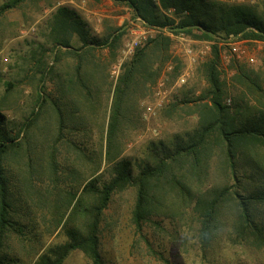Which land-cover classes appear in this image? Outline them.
Segmentation results:
<instances>
[{
    "label": "rangeland",
    "instance_id": "1",
    "mask_svg": "<svg viewBox=\"0 0 264 264\" xmlns=\"http://www.w3.org/2000/svg\"><path fill=\"white\" fill-rule=\"evenodd\" d=\"M146 1L156 7L151 18L167 17L168 24L145 21L114 0H0V116L18 144L3 160L16 221L3 247L8 264H35L66 241L67 229L82 230L84 215L72 208L84 183L94 175L99 184L108 181L117 161H129L133 174L156 164L206 121L216 95L231 127L250 128L264 118V38L229 33L227 25L232 8L264 21L263 0H204L183 11ZM63 7L86 24L89 45L70 29L59 33L70 46L53 41L48 23ZM183 18L201 26L181 27ZM210 64L216 90L207 80ZM115 97L121 111L107 142ZM212 132L201 157L207 172L178 173L185 178L180 191L153 181L140 227L132 220L135 187L113 190L99 221L105 264H264V143L236 141L234 176ZM225 183L243 196L251 190L263 196L251 209L259 237L240 231L229 198L201 234L202 195ZM90 202L85 196L81 207ZM62 264L90 261L74 249Z\"/></svg>",
    "mask_w": 264,
    "mask_h": 264
},
{
    "label": "trees",
    "instance_id": "2",
    "mask_svg": "<svg viewBox=\"0 0 264 264\" xmlns=\"http://www.w3.org/2000/svg\"><path fill=\"white\" fill-rule=\"evenodd\" d=\"M114 1L127 3L145 21L168 24L169 20L167 17L163 16L162 19H157V17L151 18V15L156 12V7L155 5H149L146 0ZM160 2L165 7H175L178 11H183L186 8L193 9L195 2H199L201 5L205 3L204 0H160ZM262 5L264 8V0L262 1ZM231 10V24H227L231 26V29H228L229 33L243 32L245 36L264 38V21H261L259 16L249 11L245 12L241 8H232ZM48 25H50V31L54 32L53 41L55 43L59 42L61 46H70L69 42L61 39L62 34H59L65 29L77 32L84 46L90 44L87 39L89 31L86 24L77 19L72 12L64 7L58 9L57 15L53 17L52 23L50 22ZM180 25L181 27L185 25L201 26V23L198 20L183 18L180 21ZM249 25L254 28L252 29L253 31L245 32L246 27ZM130 75L128 73L123 75V80L120 83L123 85L127 84ZM207 80L213 90H216L218 80L215 75L214 65H208ZM67 83L70 84V87L75 85L72 79H69ZM77 83L81 84L80 81ZM121 91V86H118L117 92L122 93ZM120 105V99L115 97L108 115L107 142L111 140L115 133L121 111ZM211 106L212 109L206 113V121L191 135H188L187 140H180L173 149L164 150V155L159 158L156 164L145 165L138 173L133 174L129 161H117L113 167V174L108 181L104 180L99 184L97 175H94L84 183L81 194L72 208V212L79 211L83 213L85 218L84 228L82 230L79 228L67 229L66 241L57 246L49 247L47 251L39 256L35 264H62L64 258L74 249L83 251L89 259L90 264H105L99 247V221L113 190L126 185L135 187L132 220L136 226L140 227L147 214L148 205L153 198L151 192L153 181L159 183L165 181L180 191V189L185 187V178L182 174L178 177V173L183 171L198 175L202 172H207L208 166L205 167V162L201 161V157L205 156L208 150L210 134L214 130L216 131V138L224 145L225 164L229 166L231 173L235 176L236 141L249 138L261 140L264 143V118L259 122H255L250 128L231 127L224 118V108L220 105L217 95L212 99ZM17 145L16 139L5 133L0 116V264H8V259L3 253L4 242L10 228L16 227V224L14 225L16 221L11 212L10 189L3 160L6 152L13 150V147ZM208 188L205 189L202 195L203 203L200 211V232L203 236H206L207 232L211 229L217 209L227 203L228 198L237 204V222L240 224V231L244 230L253 239L262 234L261 226L254 220L251 213L253 202L263 198L261 193H257L254 190L244 191L248 194L243 196L238 192L237 188L232 191V186L227 183L218 188L212 186ZM87 195L91 198V202L81 207L84 197ZM17 228L20 229L19 227ZM203 242H205V237Z\"/></svg>",
    "mask_w": 264,
    "mask_h": 264
}]
</instances>
